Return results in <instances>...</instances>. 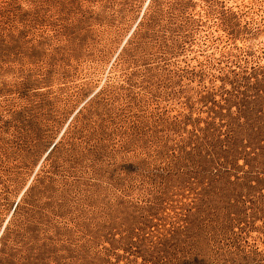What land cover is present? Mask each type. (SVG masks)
Segmentation results:
<instances>
[{"label": "rangeland", "instance_id": "1", "mask_svg": "<svg viewBox=\"0 0 264 264\" xmlns=\"http://www.w3.org/2000/svg\"><path fill=\"white\" fill-rule=\"evenodd\" d=\"M0 264H264V0H0Z\"/></svg>", "mask_w": 264, "mask_h": 264}]
</instances>
